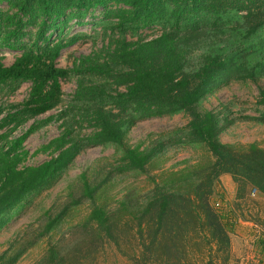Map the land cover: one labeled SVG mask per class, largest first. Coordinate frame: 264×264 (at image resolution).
<instances>
[{"label":"trees","instance_id":"1","mask_svg":"<svg viewBox=\"0 0 264 264\" xmlns=\"http://www.w3.org/2000/svg\"><path fill=\"white\" fill-rule=\"evenodd\" d=\"M74 25H91L109 46L69 71L57 61L90 37L71 34ZM148 29H159L160 35L129 40ZM2 51L18 54L11 66L4 64ZM74 78L77 90L61 117L88 124L92 133L81 137L69 122L67 132L45 147L57 156L22 167L26 139L52 118L19 138L12 139L13 133L60 106L61 82ZM263 78L264 0H0V93L9 97L31 84L22 104L0 107V232L30 195L53 185L86 149L115 147L122 152L119 172L147 173L165 146L156 142L147 149L132 148L125 141L131 128L140 121L188 113L191 121L182 138L205 146L215 162L167 173L142 195L131 190L115 210L94 206L76 226L79 238L64 237L37 264H95L105 244L121 248L122 231L137 236L140 255L129 256L133 264H181L188 240L206 242L227 264L234 225L220 214L224 207H213L215 187L230 176L237 201L264 197V149L221 143L219 115L198 113L196 107L231 82ZM259 105L260 116L250 120L264 125V90ZM82 178L81 196L50 218L35 240L0 256V264H17L70 210L95 199L101 185ZM259 245L264 257V240Z\"/></svg>","mask_w":264,"mask_h":264},{"label":"rangeland","instance_id":"2","mask_svg":"<svg viewBox=\"0 0 264 264\" xmlns=\"http://www.w3.org/2000/svg\"><path fill=\"white\" fill-rule=\"evenodd\" d=\"M75 33H86L90 37L63 52L57 61V66L61 69L71 71L82 59L97 56L109 46V40L94 31L91 25L82 27L74 25L71 28V34ZM159 35V29H148L141 32L138 37H129V40L137 41L139 37L152 40ZM1 53L6 66H11L18 57L17 53L10 51ZM61 86L63 103L49 113L29 121L12 135V139L19 138L32 126L52 118L49 124L26 139L23 147L27 156L22 167H36L57 156V153L45 150V147L67 132L69 122L75 131L80 132L81 137L92 133L88 124L61 117L73 101L77 90V79L64 80ZM30 90L31 84H24L12 96L7 97L0 93V107L7 110L11 105L22 104L29 97ZM261 90H264V78L258 82H231L205 97L197 105L196 110L198 113L213 112L219 115L222 120L221 125L224 127L219 135L221 143L236 148L257 144L264 149V125L250 120V118L259 117L263 109L259 105ZM190 121V114L180 113L171 117L140 121L131 128L125 141L132 148L141 147L143 150L155 146L156 142H161L165 146L148 166L147 173L119 172L122 152L115 147H93L84 150L77 156L69 170L53 185L30 195L21 207L11 214L10 223L0 232V256L12 248L18 250L24 243L35 240L39 230L46 226L50 218L56 217L73 198L80 197L84 182L83 175H86L93 184L101 185L95 199L85 200L80 206L70 210L64 221L45 238L31 246L17 264H37L49 247L64 237L74 235L77 231L76 226L87 218L94 206L115 210L129 191L137 190L142 195L153 188V180L156 179L159 182L161 176L167 173L213 164L215 158L205 146L188 144L185 138H182L186 133L183 130L188 127ZM236 196L237 185L233 192L227 182L218 183L211 203L213 207L217 203L224 204L226 208L221 211V215H228L232 221H239L243 225H249L247 227L254 228L247 231L243 228L245 226L236 228L233 223L231 233L235 230L239 234L231 237L227 263L250 264L252 260H248L249 257L256 256L260 252L259 244L264 240V197L255 196L237 201ZM120 235L121 248L113 243L105 244L95 264H133L129 256L140 255V247L135 239L137 236L123 231ZM72 238L79 237L74 235ZM240 239H243V243H240ZM200 240L205 242L203 238ZM184 243L186 254L180 255L182 256L181 264H224L223 255L218 254L215 248L210 250L206 242L188 240ZM182 252H184L183 248ZM157 256L161 257L162 254L157 253ZM172 262L177 264L174 260Z\"/></svg>","mask_w":264,"mask_h":264},{"label":"crops","instance_id":"3","mask_svg":"<svg viewBox=\"0 0 264 264\" xmlns=\"http://www.w3.org/2000/svg\"><path fill=\"white\" fill-rule=\"evenodd\" d=\"M225 182H227L228 183V185L230 186V188H232V191L233 192H235V190H236V185L234 184V182H233V180L229 177V176H223L221 179H220V182H219V184H222V183H225ZM231 182H232V184H231ZM222 205V208L224 207V208H226L225 207V205L224 204H221ZM234 223L235 224V227L237 228V227H241L243 224H241L239 221H232V219L230 220V223ZM238 225V226H237ZM243 226H245V227H243L244 229H246L247 231L250 229V230H253L254 228L252 227V226H250V227H247V226H249V225H243ZM236 234H239V232H237V231H233V233H231V237H236ZM241 237H243V238H246V237H244V235H240ZM239 237V236H238ZM255 240V239H254ZM240 243H243V239H240ZM257 256V257H256ZM254 255V256H250L249 257V259L248 260H252V261H250V264H264V257H262L261 255H260V252L259 253H257V255ZM248 258V257H247Z\"/></svg>","mask_w":264,"mask_h":264},{"label":"built area","instance_id":"4","mask_svg":"<svg viewBox=\"0 0 264 264\" xmlns=\"http://www.w3.org/2000/svg\"><path fill=\"white\" fill-rule=\"evenodd\" d=\"M215 207H216V209L221 210L222 205H221V203H217Z\"/></svg>","mask_w":264,"mask_h":264}]
</instances>
